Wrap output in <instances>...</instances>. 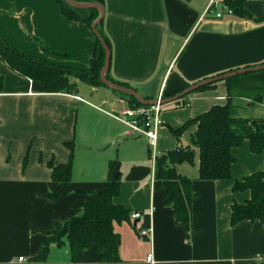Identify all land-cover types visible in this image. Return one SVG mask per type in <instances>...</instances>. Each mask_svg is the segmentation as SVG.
<instances>
[{
    "label": "crops",
    "instance_id": "crops-1",
    "mask_svg": "<svg viewBox=\"0 0 264 264\" xmlns=\"http://www.w3.org/2000/svg\"><path fill=\"white\" fill-rule=\"evenodd\" d=\"M88 1L104 9L110 77L129 83L148 101L161 94L166 101L188 83L264 63V0H244L245 17L224 20L205 15L211 0ZM62 9L59 0H0V38L26 54L91 71L90 62L100 52L94 30L83 20L68 19ZM76 12L83 19L93 14L88 9ZM0 73L5 83L0 93V264H107L101 262L100 246L72 253L67 241L54 244L45 261L34 258L56 221L82 215L79 206L88 194L108 187L111 161H117L123 182L115 203L144 214L114 224L121 241L120 261L114 264H152L149 254L154 264L264 262V221L230 223L232 205L252 197L249 190L233 187L244 176L264 171V151L254 154L248 141L234 148L236 162L229 180H199V150L193 164L175 165L181 176L193 181L192 228L186 231L173 207L165 204L166 188L155 187V159L147 138L133 135L108 114L131 106V96L82 82L75 94H47L39 82L19 76L1 59ZM228 95L227 83L220 82L190 94L187 106L165 104L158 154L190 144L195 126L188 128L183 141L170 129L225 105ZM233 104L235 118L264 119V98L256 103L242 95ZM72 142L71 182L52 201L48 196L59 185L48 164H67L72 155L67 143ZM151 228L152 240L139 236L138 230Z\"/></svg>",
    "mask_w": 264,
    "mask_h": 264
},
{
    "label": "trees",
    "instance_id": "trees-1",
    "mask_svg": "<svg viewBox=\"0 0 264 264\" xmlns=\"http://www.w3.org/2000/svg\"><path fill=\"white\" fill-rule=\"evenodd\" d=\"M71 1L90 3L88 0ZM222 2L233 11L234 16L245 17L244 0H223ZM59 4L68 19L83 20L90 27L100 17L97 9H91L92 17L83 19L76 9L68 5L65 0H59ZM102 24L103 22L98 26V30L110 46L108 35H105ZM96 44V50L99 49L100 52L97 51L90 62L91 71L72 66H61L50 60L26 54L16 50L2 38H0V59L19 76L39 82L44 93L75 94L79 81L92 87L106 86L100 79L101 72L105 67V50H103L97 35ZM106 78L122 87L132 88L129 83L112 79L109 72ZM224 82L227 83L229 90L225 105H215L209 111L189 120L182 127L170 129L172 136L181 141L188 128L195 126L196 131L190 135V144L160 153L155 157V187L164 186L166 188L165 204L173 207L177 223L182 224L186 231L192 228L191 202L193 195L191 188L193 181L186 176H181L175 165L185 162L193 164L196 150H199V180H229L232 167L236 162V157L233 154L234 148L242 147L244 142L248 141L254 154L258 155L264 151V119L235 118L232 115V110L235 107L234 99L242 97V95L252 98L256 103L263 102L264 70L241 74ZM4 84V77L0 73V93L4 89ZM216 84L218 83L201 87L197 91L211 89ZM192 85L195 84H187L188 87ZM188 97L189 95H186L181 101H177L176 107L187 106ZM130 105L138 107L143 104L131 96ZM67 145L72 151L67 164L56 165L54 161L48 164L49 168L53 170L52 180L59 185L57 190L48 196L52 201L67 190L72 179L75 147L73 142L67 143ZM150 156L152 157V152H150ZM116 165L117 161H111L109 164L108 187L97 194L89 193L88 200L79 206L83 210L82 215L73 217L66 222L56 221L54 230L45 232L47 237L39 254L34 258L35 261H45L50 248L54 244L63 246L65 241L69 244L72 253L97 245L101 248V262L114 264L120 261L121 241L119 234L115 231L114 224L129 220L132 211L114 201L120 195L123 183L122 173L116 172ZM233 190L242 192L249 190L252 197L245 204L234 203L232 205L230 220L232 226L240 225L246 221H264V171L244 176V180L237 182Z\"/></svg>",
    "mask_w": 264,
    "mask_h": 264
},
{
    "label": "built area",
    "instance_id": "built-area-1",
    "mask_svg": "<svg viewBox=\"0 0 264 264\" xmlns=\"http://www.w3.org/2000/svg\"><path fill=\"white\" fill-rule=\"evenodd\" d=\"M219 0H211L209 7L207 8L205 15L215 17L218 20H224L228 16H234L233 11L226 6L224 2ZM221 7V10L219 9ZM157 103L153 105H139L129 106L122 112H109L108 114L116 121L125 124L129 130L135 136L146 137L149 142V149L152 152V156L155 157L158 154L157 147L159 142V130L164 125L162 121V112L165 109L163 94L156 100ZM143 212L135 211L131 214L132 220L142 219ZM139 236L152 240L154 229H142L138 230ZM147 260L154 264V255L149 254ZM21 262L27 261L20 258Z\"/></svg>",
    "mask_w": 264,
    "mask_h": 264
},
{
    "label": "water",
    "instance_id": "water-1",
    "mask_svg": "<svg viewBox=\"0 0 264 264\" xmlns=\"http://www.w3.org/2000/svg\"><path fill=\"white\" fill-rule=\"evenodd\" d=\"M68 5H70L71 7L77 9H88V10H91V9H97L101 12V15L100 17L93 23L92 25V28L94 30V33L95 35L98 36V38L100 39L101 43H102V47H103V50H105V67L103 69V71L101 72V75H100V79H102V81L104 82V84L120 93H126L128 94L129 96H132V97H135L137 100H139L143 105H153V104H156L157 101L156 100H153L152 101H148L146 100L144 97L141 96L140 93H137L134 89L132 88H127V87H122L112 81H109L106 77L108 75V72L111 68V57H112V54H111V50H110V47L109 45L106 43V41L104 40L103 36L100 34L99 30H98V26L103 22V18H104V9L102 6L96 4V3H89V4H83V3H74L72 2L71 0H65ZM264 70V64L263 65H257L255 67H247V68H241V70H237V71H233V72H229V73H226L225 75H221V76H216V77H212V79H207V80H203V81H200V82H197V84L195 85H192L188 88H186L184 91H182L181 94L173 97V98H169L168 100H164L162 101V103L165 105V104H168V103H171V102H177L179 100H181L184 96L186 95H190L192 93H195L197 92V90L201 87H204V86H208V85H212V83H219V82H223V81H226L227 79H230V78H235V77H238L240 76L241 74H247V73H256L258 71H263ZM178 149V148H177ZM136 222H134V226L137 228L136 226Z\"/></svg>",
    "mask_w": 264,
    "mask_h": 264
},
{
    "label": "rangeland",
    "instance_id": "rangeland-1",
    "mask_svg": "<svg viewBox=\"0 0 264 264\" xmlns=\"http://www.w3.org/2000/svg\"><path fill=\"white\" fill-rule=\"evenodd\" d=\"M79 82H80V81H79ZM79 82H78V83H79ZM219 83H220V82H219ZM222 83H224V81H223ZM182 141H183V138H182ZM147 147H148V145H147ZM148 148H149V147H148ZM177 148H179V147H176L175 149H177Z\"/></svg>",
    "mask_w": 264,
    "mask_h": 264
}]
</instances>
